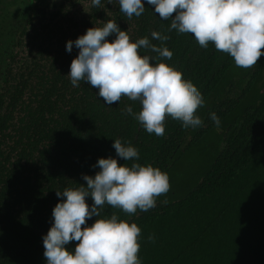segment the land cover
I'll return each instance as SVG.
<instances>
[{"label": "trees", "instance_id": "obj_1", "mask_svg": "<svg viewBox=\"0 0 264 264\" xmlns=\"http://www.w3.org/2000/svg\"><path fill=\"white\" fill-rule=\"evenodd\" d=\"M32 2L27 0L28 6ZM143 2L144 13L128 19L119 0H101L75 31L56 32L34 55L30 42L22 74L7 75L6 70L17 33L27 26L12 23L6 33L11 45L0 59V84L6 85L0 99V264H47L42 238L61 199L56 191L86 186L82 175L94 176L98 159L108 157L128 166L151 164L169 176L170 190L155 208L128 216L106 204L98 217L116 212L141 228L142 264H264V55L253 67L239 68L211 42L201 48L193 34L168 31L171 21L161 20L154 6ZM109 20L133 42L145 36L152 40V31L169 36L163 46L172 58L150 62L176 68L199 89L205 100L197 110L202 127L185 129L166 117L165 134L157 137L125 112L129 105L139 112L138 101L122 97L109 106L86 82L72 86L67 74L79 49L73 46L68 52L67 42ZM138 54L157 56L144 49ZM212 112L220 119L219 130L210 119ZM206 136L212 152L190 167L187 179L174 183L173 172L186 170L184 155ZM115 139L130 142L138 159L117 157ZM86 202L93 204L91 197ZM150 234L154 242L147 239ZM77 243L66 247L74 250Z\"/></svg>", "mask_w": 264, "mask_h": 264}, {"label": "clouds", "instance_id": "obj_2", "mask_svg": "<svg viewBox=\"0 0 264 264\" xmlns=\"http://www.w3.org/2000/svg\"><path fill=\"white\" fill-rule=\"evenodd\" d=\"M95 7L101 0H91ZM111 3V0H108ZM154 12L164 21H171L168 31L194 35L201 48L211 42L219 52L228 54L239 68L253 67L264 55V0H147ZM120 11L128 19L140 17L145 11L143 0H119ZM115 35V39L108 38ZM131 41L126 31L112 20L102 27H92L74 41L78 55L67 74L73 87L84 81L98 89L105 104L118 103L122 97L138 101L139 112L129 105L125 112L132 115L149 134H165L166 117L181 123L185 129L203 126L197 110L205 105L199 89L176 68L164 63L152 64L153 59L170 60L173 53L164 45L169 39L158 31ZM149 50L156 57L139 55ZM217 130L220 119L209 114ZM117 157L124 161L136 160L138 150L131 143L113 140ZM99 171L94 176L82 175L86 186L56 191L61 198L52 211L53 223L43 236L44 257L47 264H142L139 258L141 228L134 222L120 219L116 212L110 218H98L107 204L128 216L137 211L147 212L156 207L157 199L170 190L169 176L151 164L142 166L120 164L113 157L99 158L93 166ZM91 197L89 206L86 198ZM167 203V201H164ZM96 217L87 225V220ZM84 226V227H82ZM154 242V234L147 238ZM78 242L74 250L66 246Z\"/></svg>", "mask_w": 264, "mask_h": 264}, {"label": "flooded vegetation", "instance_id": "obj_3", "mask_svg": "<svg viewBox=\"0 0 264 264\" xmlns=\"http://www.w3.org/2000/svg\"><path fill=\"white\" fill-rule=\"evenodd\" d=\"M81 1L33 0L32 4L28 6L27 0H0V59H3L2 55L6 52L7 47L11 45L10 37L6 34L10 32L11 24L13 23L16 28H19L23 23L27 26L25 27L26 30L17 33L12 58L8 59L7 75L10 71L13 74L17 71L23 73L21 66L28 60L29 51L27 48L30 42L29 47L34 49L32 53L34 55L37 53L38 47L49 45V39L55 38L56 32L75 31L82 18L75 19L73 10L76 4ZM89 1L88 13L93 7L91 0ZM27 15L28 20L25 19ZM48 33L52 35L46 36L45 34L48 35ZM7 36L9 39L6 43ZM37 56L39 59L41 54H37ZM44 57H47V55ZM5 90L6 85L0 84V99Z\"/></svg>", "mask_w": 264, "mask_h": 264}, {"label": "rangeland", "instance_id": "obj_4", "mask_svg": "<svg viewBox=\"0 0 264 264\" xmlns=\"http://www.w3.org/2000/svg\"><path fill=\"white\" fill-rule=\"evenodd\" d=\"M89 0H82L81 2H78L73 10L74 12V18L75 19H81L83 18L89 10ZM209 136H206L200 141L199 143L195 144L191 151L186 153L184 156H187V159L185 160L184 165L186 166V170L181 171L180 169L173 172L174 177L171 179L174 183H180L181 181L185 180V178H188V172L190 171V167H192L193 164H196L198 162H202L204 159H206L207 156H209V153L212 152V143L210 142ZM161 195L160 197H162Z\"/></svg>", "mask_w": 264, "mask_h": 264}]
</instances>
